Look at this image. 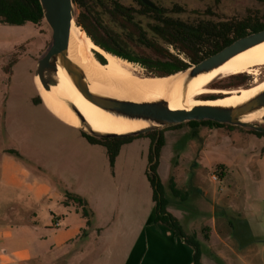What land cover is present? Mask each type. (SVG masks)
<instances>
[{
    "label": "rangeland",
    "instance_id": "rangeland-1",
    "mask_svg": "<svg viewBox=\"0 0 264 264\" xmlns=\"http://www.w3.org/2000/svg\"><path fill=\"white\" fill-rule=\"evenodd\" d=\"M119 1L127 6L137 7L135 0ZM154 1L169 9L176 5L181 7L182 11L171 14L190 24H196L200 20L236 21L245 18L249 12L252 14L264 12V0ZM93 9L111 30L117 33L121 32L120 27L110 18L103 5L93 4ZM80 11L81 9L76 5L77 15ZM142 19L144 25L151 22L149 17H142ZM80 28L83 29L81 26ZM148 36L167 46L150 29H148ZM50 42L51 30L45 20L40 24L32 22H27L24 25L0 23V224L12 226L15 236L13 241L17 243V246L41 252H45L52 245H57L62 239V233L67 228H74L80 219H83L81 213L76 212L74 204H65L64 197L67 199V195L70 194L81 195L94 201L96 199L108 200L111 193V196L117 201L125 200V198L135 200L138 198L135 192H130L132 194H126V192L129 184L138 186L140 183H134L136 180L133 178L135 177L126 181V172L132 171V168L140 170L143 166L146 171L149 167V162L145 164L144 159L142 161L141 158L145 151L143 143L136 142L130 146L132 149L130 159L123 161L121 167L119 166L120 168L114 169L100 148L90 146L87 139L81 136L79 130L60 122L46 110L42 103L35 102L34 99L39 95L33 84L32 67ZM129 50L135 54L146 53L154 58H163L155 50L140 43H130ZM95 54L96 57L100 55L97 52ZM181 57L189 66L193 65L186 55L182 54ZM137 65L141 75L154 77L153 74H156V72L150 71L140 64ZM243 73L247 75L246 84L226 87L225 89L237 90V88L251 87L262 82L264 80V64H258L250 71ZM216 82H220L221 85L232 84L229 76H221ZM213 90V92H205L204 94L221 93ZM223 94L227 96L226 93L220 95ZM175 128L177 131H187L189 125L183 123ZM175 128L169 127L165 131L176 130ZM224 128L238 129L241 132L249 133V130L238 126ZM254 144L256 145V141ZM149 149L146 148L147 157ZM8 163L12 167L16 165L25 166L31 172L30 180L50 185L53 190L52 199L45 198L40 202L41 205H35L34 199L28 198L29 194L9 184L7 181L9 180ZM187 168V175L191 176L189 172L191 166L188 165ZM216 170L214 166L205 165V168H198L193 176L196 175L202 184V188L204 187L209 191V205H214L218 219L224 218L226 212L229 214L232 212L233 215L237 214L233 212V208L228 205V202L224 203L220 200L224 196L236 197L240 205H243V200L246 199L245 196L248 191L259 199L256 195V183L252 179L247 184L244 179L242 180V174L230 169V173L224 179L219 178L217 182H213L210 180V175L212 172L217 174ZM115 183H117L118 188H115ZM167 183L164 184L165 191L168 189ZM191 189L194 192L195 188L191 187ZM196 191L195 193H197ZM71 200L67 199L66 201ZM261 203L264 207V201L261 200ZM253 204L255 205L256 202H247L249 208ZM195 209H197L196 206ZM36 212L38 223L33 222ZM57 218L60 222L59 226L54 225ZM250 219L246 216L245 221ZM20 220L22 222H19ZM24 223L29 226L25 231L24 228H20L21 224ZM232 228L236 231L237 225L235 224V227ZM33 232L36 234L35 236L32 235ZM119 237L104 234L100 242L98 241L100 252L102 251L100 254L102 263L108 262L110 258L112 264L124 262L128 243ZM78 241L80 243L84 240L79 239ZM85 241H88L87 237ZM263 241L264 239L258 242V246L262 247ZM77 245V243L74 244V246ZM89 252L91 251L86 250L84 264H87L88 258L91 256ZM95 263L97 262L95 261ZM26 264H78V262L72 254L66 256V259L60 258L54 261L51 255L44 253L36 262Z\"/></svg>",
    "mask_w": 264,
    "mask_h": 264
},
{
    "label": "crops",
    "instance_id": "crops-1",
    "mask_svg": "<svg viewBox=\"0 0 264 264\" xmlns=\"http://www.w3.org/2000/svg\"><path fill=\"white\" fill-rule=\"evenodd\" d=\"M164 138L158 173L164 189L165 182H168V189L164 190L167 210L180 221L187 234L195 235L200 242L201 264H264V241L262 247L258 246V242L264 239V207L261 203V200L264 201V135L258 136L238 129L199 125L189 126L187 131H177V129L165 131ZM136 142L143 143L145 151L141 158L142 161L144 159L145 164L148 163L146 148H150L151 139L143 136L122 145L112 166L114 169L120 168L123 161L130 159L132 156L130 146ZM88 144L100 148L110 163L105 146L90 142ZM188 165L191 166L189 169L191 176L187 175ZM205 165L215 168L222 165L224 168L220 179H224L230 173V169L242 174V180L244 179L247 184L252 179L256 183V195L260 200L249 191L245 196L246 199L243 200V205H240L236 197L224 196L220 200L224 203L228 202L233 212L237 214L226 212L224 218L218 219L214 205H209V191L202 188L196 175L193 176L198 168H205ZM7 169L9 184L29 194L28 198L34 199L35 205H41L40 202L45 198L52 199V187L44 182L30 180L31 172L28 168L23 165L12 167L8 163ZM131 170L126 172V181L135 177L134 183L139 182L140 185L129 184L126 194L135 192L137 199L125 198L117 201L111 193L108 200L94 201L83 197L94 212L91 225L87 224V217L83 216L82 208L76 202L68 201L65 204H74L76 212L81 213L83 219H80L74 228H67L57 245H52L45 252L17 246L13 241L15 236L12 226L0 224V263L36 262L45 253L51 255L54 261L60 258L66 259V256L72 254L78 264H84L86 250H90L91 256L87 264H112L111 258L108 262L102 263L100 258L102 251L100 252L99 248L103 235L112 234L116 238L122 237L128 243L122 264H193L194 248L178 236L173 228L162 222H155L157 208L152 198L153 190L147 170L145 171L144 166L140 170L135 168ZM211 175L210 180H212ZM172 180L184 195L183 198L172 192L170 187ZM191 187L195 188L194 192ZM115 188H118V185ZM66 200L64 197V202ZM248 201L256 204L249 208ZM35 215L33 222L38 223L37 212ZM246 216L251 219L245 221ZM235 224L236 231L232 228ZM45 227L47 229V226ZM20 228H24L25 231L29 226L24 223ZM32 235L36 234L33 232ZM86 237L88 241H85ZM79 239L84 241L79 243ZM76 243L78 245L74 246Z\"/></svg>",
    "mask_w": 264,
    "mask_h": 264
},
{
    "label": "water",
    "instance_id": "water-1",
    "mask_svg": "<svg viewBox=\"0 0 264 264\" xmlns=\"http://www.w3.org/2000/svg\"><path fill=\"white\" fill-rule=\"evenodd\" d=\"M39 1L42 6L44 20L51 30V42L32 67L33 84L42 105L59 121L98 139L137 136L151 131L160 132L178 124L204 120L264 132V89L256 91L232 105H195L190 108L175 109L171 106L170 99L168 101H136L119 98L92 87L85 71L68 55L73 27L78 26L74 0ZM262 43H264V29L235 40L222 50L198 63L161 77L179 75L176 82L179 85V91L187 90L193 81L216 72L239 54ZM57 75L89 105L111 116L135 122L138 124V128L125 133L96 131L70 101L58 97L57 99L62 101L79 121L78 125L66 123L45 106L35 84V79L38 78L43 88L51 92L52 86L58 85ZM214 84L215 82L210 86L213 85L212 88L215 89H225L216 88ZM204 96H200L199 99L207 101L226 97L224 94L215 98H205ZM257 113H262V116L258 119L245 118L246 115Z\"/></svg>",
    "mask_w": 264,
    "mask_h": 264
},
{
    "label": "trees",
    "instance_id": "trees-1",
    "mask_svg": "<svg viewBox=\"0 0 264 264\" xmlns=\"http://www.w3.org/2000/svg\"><path fill=\"white\" fill-rule=\"evenodd\" d=\"M74 3L81 9L80 13L77 15L78 26H81L87 32L88 36L93 40V42L102 47L107 52L122 57L130 62L140 64L148 70L154 71L156 72V74H159H153V76L166 75L189 67L187 63L171 54L168 49L156 44L154 41L149 39H144V43L147 46L154 48L159 54L164 57L163 59L153 58L150 54L146 53L133 54L129 52L127 49H125L124 45L120 44L123 41L122 39H120V37L111 35L107 29H104V33L99 30V27L102 25L98 22V19L86 6L87 0H74ZM82 8H84V10ZM43 21V10L39 0H0V23L2 24L24 25L27 22L40 24ZM124 21L125 24H128L126 19ZM173 23H175L174 20L165 18L164 26H159V28H155L154 30L162 36L165 42L174 44L182 52L186 53L193 61V63H198L203 59L222 50L224 47L230 45L235 40L250 33L263 30L264 12L256 13V19L253 15H248L244 19L236 21H202L196 27H186L184 22L181 21L179 28L176 29V27H172ZM123 26L127 28L125 30L126 33L129 29L130 33L133 34V37L138 38V40H141V36L144 37L145 35V33L142 32L141 27H136L135 25L133 26V24H131L129 28L127 27V25ZM97 58L102 63H106L105 57L101 56V54L97 55ZM246 76L247 75L243 72L231 74L229 76V79L232 81V84L228 83L226 85H221L220 82H216L214 87L226 88L246 84ZM209 94L210 95L204 94V97L215 98L221 93ZM34 100L36 103H41L39 97H36ZM187 124L189 126L210 125L215 127H235L232 125L217 123L209 120L190 121L187 122ZM181 125L182 124H178L170 128H175ZM165 130L166 129L161 130L160 132L151 131L137 136L106 139H98L87 135L82 131L80 132L90 143L101 144L106 147L111 166L114 165L115 159L119 154L122 145L129 143L138 137L147 136L151 139V146L148 155L149 167L147 170V176L153 190L152 198L156 202L157 215L155 218V222H162L173 228L178 236L182 237L188 245L194 248L193 264H201L202 254L200 242L197 240L195 235L187 234L183 229L180 221L167 210V199L164 196V187L158 173L159 157L161 149L164 145ZM249 132L258 136L264 135V132H259L252 129H250ZM223 168L224 167L222 165H218L216 167V171L220 176L223 175ZM170 187L172 192L176 196L182 198L184 197L182 192L176 188L173 180L170 183ZM67 199H72L74 202L78 203V205L82 208L83 216L87 217V224L91 225L94 212L90 208L88 201L80 195L70 194L67 195ZM67 202L68 201H65L66 204Z\"/></svg>",
    "mask_w": 264,
    "mask_h": 264
},
{
    "label": "bare ground",
    "instance_id": "bare-ground-1",
    "mask_svg": "<svg viewBox=\"0 0 264 264\" xmlns=\"http://www.w3.org/2000/svg\"><path fill=\"white\" fill-rule=\"evenodd\" d=\"M96 52L106 58L105 64L96 57ZM68 55L85 71L92 87L123 99L136 101H168L170 99L171 106L175 109H185L195 105H232L264 89L263 80L247 88L216 90L227 94L223 99L207 101L199 99L205 92L214 91L210 84L219 77L250 71L254 66L264 64V43L239 54L216 72L193 81L188 89L183 91H179V85L176 84L179 75L169 77L141 75L137 64L105 51L77 25L73 27ZM57 78L58 85L52 86L51 92L43 88L38 78L35 79V84L45 106L66 123L78 125L79 121L66 105L57 99L58 97L70 101L96 131L125 133L138 128L135 122L111 116L89 105L73 89L69 88L59 75ZM261 116L262 113L249 114L245 118L253 120Z\"/></svg>",
    "mask_w": 264,
    "mask_h": 264
},
{
    "label": "flooded vegetation",
    "instance_id": "flooded-vegetation-1",
    "mask_svg": "<svg viewBox=\"0 0 264 264\" xmlns=\"http://www.w3.org/2000/svg\"><path fill=\"white\" fill-rule=\"evenodd\" d=\"M135 1L137 3V7H135V6H127V5L123 4V3H121L119 0H87L86 6L90 9V11L98 19V22L102 25V26L99 27V30L104 33V29H107L111 35H115L116 37H120V39L123 40V41L121 40L122 42L120 44L121 45H124L125 46V49H127L129 52H131L129 50V44L130 43H140V44L145 45L148 48H151V49L155 50L154 48L149 47V46H147L144 43V41H145L144 39H149V40L154 41L153 39H151L148 36V29H150L164 43H166L167 46H164V45L160 44L159 41H157V40L154 41L156 44L165 47L166 49H168V51L171 54H173L174 56L178 57L183 62H185V61L182 59L181 56H182V54L186 55L187 58L189 59V61L191 63H193V61L190 59V57L186 53L182 52L174 44L165 42V40L162 38V36L159 35V33L156 32L154 29L155 28H159V26L160 27H163L164 26V19L165 18H169V19L174 20L175 23H173L172 27H176V29L179 28V25H180V22L181 21L184 22V24H185L186 27H188V26L196 27L202 21H211V20H200L196 24H190V23L182 20L181 18L175 17V16H173L171 14L172 12H180V11L183 10V9H181V7H179V6L177 7V5L174 6L173 8H171V9H169V8H166V7H163V6L159 5L154 0H135ZM93 4L103 5L104 9L106 10V12L110 16V18L115 23H117L118 26L120 27V29H121V32L120 33H117L115 31L111 30L107 25H105L102 22V20L100 19L98 13H96L94 11ZM82 9L84 10V8H82ZM248 15H253L255 17V19H256V12L253 13V14H252V12H249ZM142 17H149L151 19V22L149 24L147 23L146 25H144ZM125 19H126V21H127L128 24H125V21H124ZM224 21H232V20H224ZM212 22H220V21H212ZM131 24H133V26L135 25L136 27L137 26L138 27H141L142 32L145 33L144 37L141 36V38H142L141 40H138V38L133 37V34L130 33L129 29L127 30V33H126L125 30L127 28H125L123 25H127V27L129 28ZM133 54H135V53H133ZM159 55H161V54H159ZM163 58H160V59H163ZM193 64H195V63H193ZM156 75H159V74H156ZM161 76H163V75H161Z\"/></svg>",
    "mask_w": 264,
    "mask_h": 264
},
{
    "label": "built area",
    "instance_id": "built-area-1",
    "mask_svg": "<svg viewBox=\"0 0 264 264\" xmlns=\"http://www.w3.org/2000/svg\"><path fill=\"white\" fill-rule=\"evenodd\" d=\"M211 178H212V180L214 181V182H217L218 180H219V178H220V176L218 175V173L216 174V173H213L212 175H211ZM55 225L56 226H59V221H57L56 223H55ZM1 264V263H0Z\"/></svg>",
    "mask_w": 264,
    "mask_h": 264
}]
</instances>
